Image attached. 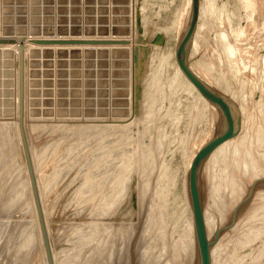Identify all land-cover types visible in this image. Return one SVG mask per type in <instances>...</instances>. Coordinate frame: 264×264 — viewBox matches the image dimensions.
Returning a JSON list of instances; mask_svg holds the SVG:
<instances>
[{"label":"rangeland","instance_id":"obj_1","mask_svg":"<svg viewBox=\"0 0 264 264\" xmlns=\"http://www.w3.org/2000/svg\"><path fill=\"white\" fill-rule=\"evenodd\" d=\"M187 2L0 0V39L15 41L0 45V264H43L40 241L48 264L39 212L52 263L188 264L177 251L190 215L184 171L224 119L173 77V37L163 34ZM200 4L187 61L244 113L241 129L239 104L230 100L239 137L217 147L201 170L211 260L264 264V0ZM128 21V37L103 39L128 41L129 62L99 50L123 46L29 45L31 34L126 33ZM17 43L29 50L26 59L19 46L16 75Z\"/></svg>","mask_w":264,"mask_h":264},{"label":"bare ground","instance_id":"obj_2","mask_svg":"<svg viewBox=\"0 0 264 264\" xmlns=\"http://www.w3.org/2000/svg\"><path fill=\"white\" fill-rule=\"evenodd\" d=\"M191 2H192V0H188V2H187V4H185L186 5V7L184 8V10L182 9V13H181V15H180V17H174V19L172 20V22L168 25V27H166L165 28V32H164V34H163V36H164V38L167 40V39H169L170 37H173V52H172V56H173V67H174V75H173V77H174V79H176L177 77L184 83V84H186L187 85V87L189 88V90L192 92V93H194L196 96L195 97H198L200 100H202L206 105L208 104V102L199 94V92L196 90V88L185 78V76L181 73V71L179 70V67H178V65H177V63H176V59H175V49H176V47H177V44L179 43V41H180V39H181V37L183 36V34H184V32H185V30H186V27H187V24H188V22H189V17H190V10H191ZM207 2V1H206ZM205 3V2H204ZM206 4H208L209 6H210V2H208V3H206ZM184 5V6H185ZM205 6V5H204ZM207 6V5H206ZM208 6V7H209ZM201 10H202V7H201V4H200V0H199V14H198V18H199V16L201 17ZM205 11V10H204ZM203 11V12H204ZM205 13H206V11H205ZM207 13H209V12H207ZM203 16V15H202ZM206 16V15H205ZM207 17V16H206ZM199 22V21H198ZM197 22V23H198ZM138 24H139V22H137ZM127 25H128V28L126 29V33H124V32H120V33H113V32H108L107 34H102V33H94V34H91V33H84V32H81V33H78V34H72V33H67V34H63V33H57V32H53V33H49V34H39V35H33V34H31V39H29V41L30 40H37V39H68V38H72V39H77V40H95V39H98V40H109V39H103V38H108V37H112V38H126V37H128L129 36V33H130V30H129V21H128V23H127ZM198 30H199V26H198V24H196V27H195V31H194V34H193V37H192V39H191V42H190V44H189V47H188V52H190V54L192 55V53H193V50H194V52H195V50H196V46H197V44H196V40H195V35L197 34V32H198ZM82 37L83 38H86V39H82ZM222 38H223V36H222ZM110 40H114V39H110ZM223 42V41H222ZM224 43V42H223ZM22 45V46H21ZM29 45H31V46H34V47H36V48H34V49H32V50H38L40 47H44V46H36V45H33V44H30L29 43ZM19 46H21L20 47V49H21V51H23L24 50V53H23V57L25 56V58H26V53L28 52V47H26L23 43H17V45H16V47H15V50L18 52V50H19ZM114 46H123V48H114V49H111V50H108V49H106V48H103V49H99V50H106V51H114L115 52V54L117 55V56H119L120 58H126V60H128V62H129V59H130V51L127 49V48H125L124 46H126V45H114ZM7 47V46H6ZM14 47V46H13ZM45 47H51V46H45ZM63 47H66V46H63ZM75 47H80V46H75ZM82 47H90V48H88V49H86V50H90V49H93L94 47H110V46H82ZM2 48V47H1ZM24 48V49H23ZM225 48H227V47H225ZM5 49V48H4ZM3 49V50H4ZM55 49V48H54ZM232 49V48H231ZM2 50V49H1ZM43 50H51V49H43ZM73 50H78V49H73ZM94 50V49H93ZM227 50H229V49H226V51ZM53 51H57V50H53ZM233 51H235V50H233ZM16 52V53H17ZM15 54V53H14ZM189 54V53H188ZM194 54V53H193ZM227 54H229V53H227ZM20 54H19V52H18V54L16 55L17 56V58H16V62H14V64L16 63V66H15V68H16V75H17V73H18V64H19V58L20 57H18ZM164 56V58L166 57L165 55H163ZM15 57V56H14ZM169 57V56H168ZM171 57V56H170ZM230 57V56H229ZM188 58V57H187ZM191 57L189 56V59H190ZM27 59V58H26ZM161 59H163V58H161ZM188 59V60H189ZM227 61V60H226ZM188 62V61H187ZM163 63V62H162ZM165 64V63H164ZM25 66H26V64H25ZM188 66H189V69L195 74V76H197V78H199L202 82H204L205 84H207L208 86H210L211 88H213L215 91H217V92H219L220 94H222V95H224V96H226L229 100H231V101H236L235 103H237V100L232 96V94H229L228 93V91H226L225 89H223V87H221V86H218L217 84L218 83H216V85L215 84H213L211 81H210V79H208V77H206L205 76V73L203 74L200 70H199V67H197V65H195V64H193L192 62H189L188 63ZM165 68V67H164ZM204 72V71H203ZM26 76V75H25ZM16 77V76H15ZM15 80H17V78H15ZM17 85V84H16ZM162 87V86H161ZM186 87V88H187ZM179 88V87H178ZM17 89V88H16ZM231 91V90H230ZM234 92V91H233ZM188 93V92H187ZM16 98V97H15ZM154 98V97H153ZM237 98V97H236ZM17 99V98H16ZM239 102V101H238ZM15 103H18L17 101L15 102ZM242 103V102H241ZM239 104V103H237V104H239V108H240V110H241V113H242V115H241V129H242V127L244 126L243 125V106H242V104ZM204 104V105H205ZM18 105V104H17ZM210 105V104H209ZM14 106H16V104L14 105ZM208 106V105H207ZM209 107V106H208ZM214 107V109L216 110V112L218 113V115H219V117L218 118H220L221 120H222V115H221V113H220V111L215 107V106H213ZM17 108V107H16ZM15 108V111L16 110H18V109H16ZM207 110H209V108L207 109ZM16 113V115H15V119H14V123H13V125H14V127L17 129L16 131H17V133H18V114H17V112H15ZM209 113H214L213 111L211 112V109L209 110ZM193 116V115H192ZM215 116V115H214ZM14 118V117H13ZM210 118V117H209ZM244 118H245V116H244ZM213 119V118H212ZM217 119V118H216ZM219 119V120H220ZM13 121V120H12ZM216 122V121H215ZM221 123V122H220ZM219 123V124H220ZM12 124V123H11ZM11 124H9V126H11ZM21 124H23V122L21 121ZM26 124V123H25ZM12 125V126H13ZM221 125V124H220ZM219 125V126H220ZM5 126V125H4ZM224 126V125H223ZM26 127V126H25ZM217 127H218V124H217ZM1 128V127H0ZM4 128V127H3ZM223 128L224 127H219V130L215 133V135H217L218 133H220L222 130H223ZM5 129V128H4ZM14 130V129H13ZM9 131H10V129H9ZM0 132H2V130L0 131ZM7 132H8V130H7ZM15 132V131H14ZM28 131H26V133H27ZM212 132V131H211ZM16 133V132H15ZM116 133V132H115ZM19 134V133H18ZM214 134V133H213ZM16 135V134H15ZM214 135V136H215ZM20 136V135H19ZM30 136V135H29ZM210 136H212V133H211V135ZM209 136V138H211ZM213 136V137H214ZM28 137V136H27ZM212 137V138H213ZM238 137H239V134H238ZM237 136L236 137H234V138H238ZM256 137V136H255ZM20 138V137H19ZM18 138V139H19ZM109 138V137H108ZM209 138H207L206 140H208ZM211 138V139H212ZM241 138V137H240ZM246 138V137H245ZM17 140V139H16ZM20 140V139H19ZM205 140V141H206ZM210 140V139H209ZM208 140V141H209ZM231 140L233 141L234 139L232 138V139H230V140H228V141H226L225 143H223L224 145H222L221 144V146H222V148H223V146H224V148H225V144L226 143H230L231 142ZM114 141V140H113ZM207 141V142H208ZM17 142H19V141H17ZM206 142V143H207ZM20 143H21V140H20ZM29 143V142H28ZM232 144V143H231ZM30 145V144H29ZM226 146H227V144H226ZM201 147H203L202 146V144L201 145H199L193 152H192V154L190 155V156H188L189 158V160H188V162H187V166H186V170L184 171L185 172V180L186 181H184L185 182V186H186V195H187V200H188V208H189V211H190V215H189V224H187V226L185 225L184 226V228L182 227L181 229H183V235H182V239L180 238V244H177V251H178V249H180L182 252H185L186 254L184 255V253H182V255L180 254V252H179V255H181V256H183L184 255V257L182 258V259H186L187 260V263L188 264H200V260H199V252H198V247H197V243H196V238H195V232H194V226H193V216H192V210H191V202H190V198H189V189H188V176H189V169H190V166H191V163H192V161H193V158L195 157V155L197 154V152L201 149ZM230 147H233L232 145L230 146ZM31 148V147H30ZM20 155H21V158H22V160H23V162H24V156H23V151H22V148H21V146H20ZM218 149V148H217ZM18 150V149H17ZM216 150V149H215ZM223 151V150H222ZM225 151V150H224ZM213 152H215V151H213ZM216 153H217V151H216ZM222 153V152H221ZM215 154V153H214ZM214 154H212V155H214ZM219 154V153H218ZM229 155V154H228ZM32 156V155H31ZM217 156V155H216ZM34 157V156H33ZM213 157V156H212ZM212 157H210V158H212ZM27 158H28V155H27ZM210 158H209V160H210ZM217 158V157H216ZM29 159V158H28ZM209 160H207V162L209 161ZM14 161V160H13ZM29 163V162H28ZM204 163V162H203ZM209 163V162H208ZM207 163V164H208ZM30 164V163H29ZM35 164V163H34ZM33 164V165H34ZM207 164H206V166H207ZM16 165V164H15ZM202 166H203V164H202ZM202 166H201V170H202ZM210 166V165H209ZM236 166V165H235ZM254 167V166H253ZM24 180H25V185H27V187H28V194H29V199H31V187H30V185H29V180H28V175H27V168H26V166H25V163H24ZM33 168H35V174H36V176H37V172H36V167H33ZM13 169V168H12ZM235 169V168H234ZM238 169V168H237ZM8 170H9V168H8ZM29 170H30V175H31V181H32V186H33V191H34V196H35V199H36V201H37V203H38V198H37V196H36V191H35V186H34V180H33V176H32V170H31V167L29 166ZM201 170H200V174H199V188H200V194H201V200H202V202H203V198L204 197H202V192H201V189L203 188V186H202V188H201V186H200V182H201ZM7 171V170H6ZM10 171V170H9ZM202 171H204V170H202ZM236 171V170H235ZM238 171H239V169H238ZM247 171V170H246ZM243 173V172H242ZM9 174V173H8ZM14 174V173H13ZM17 174V173H16ZM258 174V173H257ZM19 175V174H18ZM167 175V174H166ZM15 176V175H14ZM13 176V177H14ZM17 176V175H16ZM255 176V175H254ZM248 177V176H247ZM246 177V178H247ZM17 178H19V177H17ZM36 178V177H35ZM221 178V177H220ZM13 179V178H12ZM254 179V178H253ZM18 180H20V178L18 179ZM18 180L17 181H15V182H18ZM13 181V180H12ZM252 181V180H251ZM20 182V181H19ZM24 182V181H23ZM23 182H20V184L21 183H23ZM209 182V181H208ZM216 182V181H215ZM4 183V182H3ZM13 183V182H12ZM203 183V182H202ZM201 183V184H202ZM210 183V182H209ZM13 185H14V183H13ZM237 185V184H236ZM15 186V185H14ZM23 186V185H22ZM184 186V185H183ZM38 187H39V185H38ZM212 187V186H211ZM23 188H25V187H23ZM4 190V189H3ZM40 191V190H39ZM204 191H206V190H204L203 189V192ZM210 191V190H209ZM10 193V192H9ZM39 193H41V192H39ZM208 193V192H207ZM211 193H212V191H211ZM242 193V192H241ZM3 195V194H2ZM237 195V194H236ZM40 197H41V195H40ZM3 198V197H2ZM219 199V198H218ZM232 199V198H231ZM20 200V199H19ZM32 200V199H31ZM186 200V201H187ZM234 200V199H233ZM29 202V201H28ZM33 202V201H32ZM31 202V203H32ZM18 203V202H17ZM30 203V204H31ZM238 203V202H237ZM33 205V204H32ZM223 205V204H222ZM20 206V205H19ZM35 207V206H34ZM231 207V206H230ZM233 207V206H232ZM33 208V207H32ZM35 209V208H34ZM162 209V208H161ZM228 209V208H227ZM204 209H203V203H202V211H203ZM45 211V210H44ZM11 212V211H10ZM12 213V212H11ZM40 213V212H39ZM159 213V212H158ZM205 213V212H204ZM47 213H45V214H43V216L45 215V219H46V217H48L49 218V216H47V215H49V214H47ZM162 214V213H161ZM34 215V214H33ZM40 215H41V213H40ZM35 217V216H34ZM205 217L203 216V219H204ZM40 220H41V225H42V229H43V234H44V236H45V231H44V226H43V222H42V216H41V218H40ZM36 221H38L37 219H36ZM154 221V220H153ZM206 218L204 219V225H205V231H207L206 232V234H207V239L209 240V237H210V234H209V230H208V226H207V223H206ZM46 222V224L47 225H45V228H46V230H48V229H50L49 227H50V222L47 220V221H45ZM37 223H39V222H37ZM48 223H50V224H48ZM186 223V222H185ZM36 224V223H35ZM211 224V223H210ZM31 225H32V223H31ZM31 225H29V226H31ZM156 225V224H155ZM39 226V225H38ZM47 226V227H46ZM148 226V225H147ZM48 228V229H47ZM148 228V227H147ZM210 228V227H209ZM144 229V228H143ZM207 229V230H206ZM37 230V229H36ZM54 230V229H53ZM38 231H39V229H38ZM144 231H146V229H144ZM48 232V231H47ZM52 232V231H51ZM55 232V231H54ZM59 232V231H58ZM38 234V233H37ZM146 234V233H145ZM144 234V235H145ZM182 234V232L180 233V235ZM39 235V234H38ZM41 235V234H40ZM48 236V235H47ZM36 237H38V236H36ZM55 237V236H54ZM178 238H179V236H178ZM42 238H39L38 239V241H40ZM46 239V237H44V240ZM49 239H52L51 237H50V233H49V238H48V240ZM55 239V238H54ZM211 239V238H210ZM37 240V239H36ZM50 241V240H49ZM56 241V240H55ZM179 241V240H178ZM51 242V241H50ZM53 242V241H52ZM12 243V242H11ZM40 243V247H41V249L40 250H42V252H41V254H42V260L44 261L43 262V264L45 263L46 264V262H45V255H44V253L45 252H43V249H42V242L40 241L39 242ZM161 243V242H160ZM177 243H179V242H177ZM162 244V243H161ZM53 245V244H52ZM167 245V244H166ZM169 246V245H168ZM53 247V246H52ZM141 247V246H140ZM162 247V246H161ZM160 247V248H161ZM44 248V247H43ZM38 249V248H37ZM154 249H155V247H154ZM163 249H164V247H163ZM107 250V249H106ZM153 250V249H152ZM175 250V249H174ZM38 252H39V250H38ZM168 252V251H167ZM166 252V253H167ZM176 252V251H175ZM145 253V252H144ZM165 253V252H164ZM177 254H178V252H176ZM161 254V253H160ZM163 254V253H162ZM161 254V255H162ZM142 254H140V256H141ZM144 255V254H143ZM150 255V254H149ZM174 255V254H173ZM172 255V256H173ZM145 257L147 256V255H144ZM178 256V255H177ZM181 256H178V257H181ZM94 257V256H93ZM142 257V256H141ZM148 257V256H147ZM177 257V258H178ZM213 257V256H212ZM212 257H211V247H210V260L212 259ZM33 258V257H32ZM92 258V257H91ZM144 257H142V259H143ZM159 258V257H158ZM163 258V257H162ZM176 258V257H175ZM35 259H37V258H35ZM40 259V258H39ZM60 259V258H59ZM95 259V258H94ZM141 258H140V260H142ZM161 259V258H160ZM168 259V258H167ZM172 259V258H171ZM171 259L169 260V261H171ZM174 259V258H173ZM172 259V260H173ZM92 260V259H91ZM144 260V259H143ZM154 260V259H153ZM158 260V259H157ZM186 260H184V262L186 261ZM54 261H55V263L54 264H56V259H55V257H54ZM161 261H164V260H161ZM160 261V262H161ZM175 261V260H174ZM32 262H37V261H32ZM31 262V263H32ZM93 262V261H92ZM104 262V261H103ZM145 262V261H144ZM143 262V263H144ZM181 262H183L182 260H181ZM212 262H213V260H211V264H212ZM38 263V262H37ZM52 263V264H53ZM105 263V262H104ZM156 263V262H155ZM163 263V262H162ZM167 263V262H166ZM175 263V262H174ZM177 263V262H176ZM186 263V262H185ZM184 263V264H185ZM33 264V263H32ZM36 264V263H35ZM149 264V263H148ZM177 264H179V262L177 263ZM183 264V263H182Z\"/></svg>","mask_w":264,"mask_h":264},{"label":"water","instance_id":"obj_3","mask_svg":"<svg viewBox=\"0 0 264 264\" xmlns=\"http://www.w3.org/2000/svg\"><path fill=\"white\" fill-rule=\"evenodd\" d=\"M199 14V0H192L189 22L186 30L181 37L177 47L175 49V59L181 73L185 78L196 88L199 94L213 106H215L221 113L224 119L223 130L210 139L207 143L201 147L197 152L189 169L188 176V189L189 198L191 202V210L193 216V226L195 232L196 243L199 252L200 264H211L210 260V247L212 242L207 239L205 231L203 211H202V200L199 188V174L203 162L207 157L221 144L237 136L240 117L235 110L234 105L224 95L215 91L213 88L202 82L195 74L189 69L187 62L188 47L193 37L195 27L198 20ZM30 44L36 46H114V45H127L128 41L123 40H77V39H37L30 40ZM14 45V40H2L0 39V45ZM257 185L255 182L250 190L252 194L254 187ZM36 200V199H35ZM37 203V201H36ZM37 212L39 210L38 203ZM39 218L41 215L39 213ZM217 236V235H216ZM45 237V236H43ZM45 250L47 254L48 264H52L51 253L48 241L45 239Z\"/></svg>","mask_w":264,"mask_h":264}]
</instances>
